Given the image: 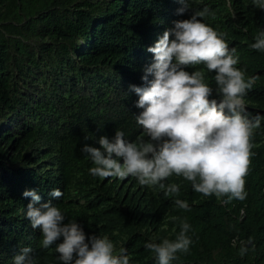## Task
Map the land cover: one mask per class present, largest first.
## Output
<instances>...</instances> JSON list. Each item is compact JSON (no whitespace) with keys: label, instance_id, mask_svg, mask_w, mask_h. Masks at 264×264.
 <instances>
[{"label":"trees","instance_id":"1","mask_svg":"<svg viewBox=\"0 0 264 264\" xmlns=\"http://www.w3.org/2000/svg\"><path fill=\"white\" fill-rule=\"evenodd\" d=\"M227 1L194 0L178 14L177 0H0V264H12L25 246L35 264L60 263L25 216L26 190L60 208L64 224L74 220L86 236H108L117 254L126 248L131 264H157L145 245L174 240L180 230L174 216L191 225L193 244L172 264H264V139L256 133L246 200L224 205L180 185L190 211L144 187L128 197L133 182L91 176L94 165L81 152L84 145L99 148V138L111 140L116 130L130 142L140 136L136 116L143 109L138 99L132 103L130 85L145 86L141 77L154 62L151 46L142 44L190 18L195 2L215 13L205 23L243 37L264 31L257 28L261 16L243 12L245 0ZM238 50L237 67L257 77L248 96L264 117V52ZM256 131L264 134V119ZM53 189L63 197L53 198ZM249 237L255 249L241 257L232 241Z\"/></svg>","mask_w":264,"mask_h":264},{"label":"clouds","instance_id":"2","mask_svg":"<svg viewBox=\"0 0 264 264\" xmlns=\"http://www.w3.org/2000/svg\"><path fill=\"white\" fill-rule=\"evenodd\" d=\"M177 1L178 14L187 12L194 2ZM244 7L246 14L248 9L250 15L261 16L257 28L264 27V0H245ZM195 9L190 18L174 21L161 37L148 38L142 44L151 46L147 51L154 62L144 69L141 80L145 86L130 85L136 94L132 103L138 99L134 104L143 109L136 116L140 136L136 134L135 142H130L123 131L116 130L111 140L99 138V148H81L94 165L89 168L91 176L133 182L126 191L128 197L131 190L141 193L137 186L144 187L162 193L165 200L185 211L190 206L181 198L180 185L201 199L214 196L224 205L245 201L246 177L255 155L253 137L256 133L258 139H264L256 131L264 119L259 114L263 107L248 96L257 77H249L237 67L239 45L264 52V31L243 37L232 27L203 22L206 17L216 18L204 4L195 2ZM50 195L58 199L64 193L53 189ZM23 196L31 197L25 216L33 229L40 230L41 247L60 262L57 264H131L126 248L120 247L117 254L108 236H86L74 220L64 224L60 208L51 202L40 204L35 190H26ZM171 219L179 221L175 239L145 245L157 264H172L178 253H189L193 244L187 220ZM237 243L241 257L255 249L252 237L239 242L234 238L232 246ZM32 251L30 246L23 247L12 264H35L29 256Z\"/></svg>","mask_w":264,"mask_h":264}]
</instances>
